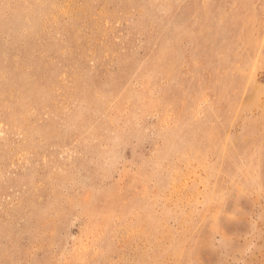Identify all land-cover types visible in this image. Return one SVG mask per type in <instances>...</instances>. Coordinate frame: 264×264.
Returning <instances> with one entry per match:
<instances>
[{"label":"rangeland","instance_id":"1","mask_svg":"<svg viewBox=\"0 0 264 264\" xmlns=\"http://www.w3.org/2000/svg\"><path fill=\"white\" fill-rule=\"evenodd\" d=\"M0 264H264V0H0Z\"/></svg>","mask_w":264,"mask_h":264}]
</instances>
